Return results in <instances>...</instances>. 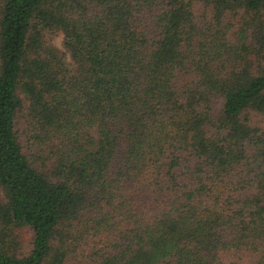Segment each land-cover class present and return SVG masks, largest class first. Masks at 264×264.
I'll return each instance as SVG.
<instances>
[{
	"label": "trees",
	"instance_id": "trees-1",
	"mask_svg": "<svg viewBox=\"0 0 264 264\" xmlns=\"http://www.w3.org/2000/svg\"><path fill=\"white\" fill-rule=\"evenodd\" d=\"M251 114L264 0H0V264H264Z\"/></svg>",
	"mask_w": 264,
	"mask_h": 264
},
{
	"label": "rangeland",
	"instance_id": "rangeland-1",
	"mask_svg": "<svg viewBox=\"0 0 264 264\" xmlns=\"http://www.w3.org/2000/svg\"><path fill=\"white\" fill-rule=\"evenodd\" d=\"M53 44L58 48L62 49V35L57 34L53 37ZM251 122L253 125L264 129V118L258 115L251 114Z\"/></svg>",
	"mask_w": 264,
	"mask_h": 264
}]
</instances>
